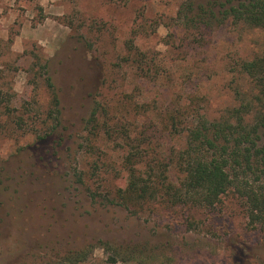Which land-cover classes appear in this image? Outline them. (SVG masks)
Here are the masks:
<instances>
[{
	"label": "rangeland",
	"instance_id": "1",
	"mask_svg": "<svg viewBox=\"0 0 264 264\" xmlns=\"http://www.w3.org/2000/svg\"><path fill=\"white\" fill-rule=\"evenodd\" d=\"M214 1L0 0V264L84 248L81 264H135L113 261L103 243L142 247L150 264H264V225L251 228L231 192L193 209L190 227L180 207L108 202L128 182L125 133L150 142L148 161L178 182L171 161L183 135L161 114L185 104L217 116L232 103L236 64L263 49L257 28L209 18L201 29L193 14ZM96 104L109 131L91 138ZM137 167L146 172V161Z\"/></svg>",
	"mask_w": 264,
	"mask_h": 264
},
{
	"label": "trees",
	"instance_id": "2",
	"mask_svg": "<svg viewBox=\"0 0 264 264\" xmlns=\"http://www.w3.org/2000/svg\"><path fill=\"white\" fill-rule=\"evenodd\" d=\"M215 0L209 6L198 5L193 14L200 20L199 27L207 29L210 20L231 25L257 28L264 31V0ZM217 3L212 6V4ZM193 6L190 7L192 9ZM209 18H211L209 20ZM192 20V18H186ZM222 25V24H221ZM210 27V26H209ZM233 82L229 87L232 103L212 118L192 110V106L167 108L161 124L166 130L181 136L183 145L173 152L172 163L180 173L178 182L172 183L166 175L167 164L159 160L148 161L153 151H145L150 142L140 134L129 135L127 152L122 167L127 174V186L108 201L131 210L151 201L167 209L180 207L187 213L188 227L194 222L193 209H212L222 197L233 193L244 202L251 228L264 225V47L260 53L236 64ZM48 85L53 86L48 80ZM53 101L58 106L56 94ZM108 111L98 104L90 112L85 124L88 136L97 138L107 128ZM56 126L50 129L55 132ZM109 131V129H108ZM107 133V132H106ZM146 161L147 171L137 164ZM78 181H81L79 177ZM93 198H95L92 195ZM195 227V226H194ZM112 253L113 261L120 258L135 264H150L151 257L142 247H122L103 243ZM87 248L68 251L54 261L40 264H81L90 252ZM124 256V258H123Z\"/></svg>",
	"mask_w": 264,
	"mask_h": 264
}]
</instances>
